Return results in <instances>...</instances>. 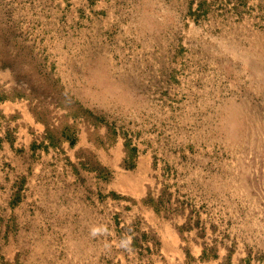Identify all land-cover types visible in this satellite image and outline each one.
Here are the masks:
<instances>
[{"label": "rangeland", "instance_id": "obj_1", "mask_svg": "<svg viewBox=\"0 0 264 264\" xmlns=\"http://www.w3.org/2000/svg\"><path fill=\"white\" fill-rule=\"evenodd\" d=\"M28 130L34 165L140 170L139 204L94 206L111 261H164L169 229L185 264H264V0H0V152ZM3 159L0 217L29 195ZM5 222L0 264H86V236L9 253Z\"/></svg>", "mask_w": 264, "mask_h": 264}, {"label": "crops", "instance_id": "obj_2", "mask_svg": "<svg viewBox=\"0 0 264 264\" xmlns=\"http://www.w3.org/2000/svg\"><path fill=\"white\" fill-rule=\"evenodd\" d=\"M27 121V129L37 128L34 121L31 119ZM27 133L28 139L23 141L28 148L25 151L17 149V142L20 141L18 138H12L11 141L6 138V141H1L4 148L2 147L0 153H4L5 156L0 155V157L5 158L2 161H7L6 172H9V179L12 183H8V186L14 184L13 187H16V184L22 183L23 192L26 193L27 190L30 195H27L21 202H14L12 205L9 203L6 216L0 217L1 222L6 221L1 233L6 237L5 244L9 253L15 255L20 250L31 253L46 252L55 248L54 244L48 243L47 239L50 238L55 241L57 235L65 243L72 244V246H68L71 251H80V247H75L78 245L77 242H74L75 236H86V264H185L179 258L184 256L183 250L180 248L186 245H172L170 242H174L175 233L169 229H164L163 232L152 229L157 241L161 242L160 252L163 253L164 261L158 255L157 257L151 256L149 260L141 262L135 258L134 263L121 259L117 262L111 261L110 259L116 256L111 254L116 253L115 250L121 249L123 251L126 249L125 247H130L118 245L112 240L109 242L105 240L107 229H104V225H99L105 217L101 216V211L96 212L94 206L99 202L98 199L105 201L111 193L131 199L139 204L145 196V189L141 186L139 179L140 170H117L109 180L107 175L104 176L105 168L112 169L109 167L108 160L105 162L103 158L104 161L99 171L89 169L88 165L83 166L75 157L76 148L67 153L70 161L67 165L63 162L56 166L34 165V162L31 163L30 151L33 149L30 137L32 133L30 131ZM23 149L25 148L23 147ZM53 168L57 170L54 178L49 175ZM45 183H49L51 186L47 187L44 185ZM107 232L112 235V231ZM100 235L104 237L103 243L100 240L95 243L94 237ZM130 235L137 236V233ZM159 236L165 238L160 239ZM151 246V244H147L141 248L152 251ZM107 252L110 254L106 255ZM194 252L197 253L194 255L197 257L199 248H194ZM176 255L178 262H176ZM119 258H121L120 255L117 259ZM30 260L34 264L36 263L34 254L30 255ZM220 262L218 260L210 264Z\"/></svg>", "mask_w": 264, "mask_h": 264}]
</instances>
